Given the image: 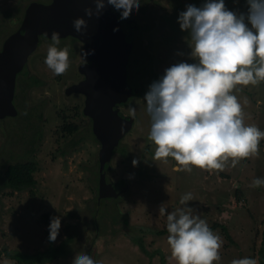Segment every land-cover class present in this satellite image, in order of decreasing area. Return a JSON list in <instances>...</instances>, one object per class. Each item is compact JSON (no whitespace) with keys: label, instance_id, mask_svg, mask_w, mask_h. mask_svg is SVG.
Wrapping results in <instances>:
<instances>
[{"label":"rangeland","instance_id":"rangeland-1","mask_svg":"<svg viewBox=\"0 0 264 264\" xmlns=\"http://www.w3.org/2000/svg\"><path fill=\"white\" fill-rule=\"evenodd\" d=\"M32 2L46 4L50 0H0V49ZM202 2L141 0L127 19L138 29L133 52L138 61L131 79L139 85L143 82L142 89H146L118 105L120 114L130 117L131 129L108 161L106 179L126 186L124 191L115 190L113 201L98 198L100 145L92 135L90 119L83 115L84 97L65 94L69 86L82 80L78 72V66L86 62L81 56L82 44H73L76 54L69 57L70 66L60 75L44 63L49 43L38 45L23 71L43 84L30 90L20 84L17 90L16 84L13 102L17 114L0 120L1 171L16 160L32 159L37 163L33 175L36 185L22 192L0 191V249L23 253L45 250L50 244V218L59 217L60 227L52 245L68 237L72 242L68 256L50 264H72L75 255L83 253L100 264H177L166 242V215L158 209L163 203L166 212L174 210L180 206V196L191 192L193 199L187 205L210 228L225 226L231 238H225L221 226L212 229L223 240L221 258L213 264H230L232 259L245 256L259 264L264 186L252 188L250 184L254 177H264V138L259 142L258 155L242 158L235 167L230 166L229 158L223 171L190 166V172L172 171L176 161L171 157L156 159V145L148 139L150 117L144 94L170 64L193 62L188 55L187 32L179 28L177 17L187 5L200 6ZM225 6L246 11L244 0H225ZM147 68L157 77L143 76ZM233 94L241 103L243 122L264 130V81L255 86L236 85ZM129 107L135 108V116L129 115ZM66 125L75 130L68 133L63 129ZM133 159L138 161L135 166ZM116 214L124 216L126 226L118 225L122 217L115 224L111 222ZM0 264L17 263L0 259Z\"/></svg>","mask_w":264,"mask_h":264},{"label":"clouds","instance_id":"clouds-1","mask_svg":"<svg viewBox=\"0 0 264 264\" xmlns=\"http://www.w3.org/2000/svg\"><path fill=\"white\" fill-rule=\"evenodd\" d=\"M246 11L230 10L225 0H203L200 6L189 4L178 14L179 28L187 32L193 62L184 60L166 67L144 94L150 117L148 139L156 148V159L173 158L172 171L202 169L223 171L226 162L235 167L242 158L258 155L264 130L245 124L242 106L233 94L236 85H257L264 81V0H244ZM141 0H93L85 7V16L98 15L105 7L119 14L118 22L134 14ZM76 32L86 27L84 18L72 20ZM116 30H113L115 35ZM44 63L55 75L70 66L69 46L61 44L53 31ZM86 53H81L83 57ZM236 91H239L237 88ZM135 116V108L129 107ZM132 165L138 161L133 159ZM264 186V177H254L250 187ZM191 192L180 196L179 207L166 212V242L177 264H213L220 260L223 240L186 202ZM60 218H50L47 240H56ZM72 264H100L88 254L75 255ZM230 264H257L252 257L232 259Z\"/></svg>","mask_w":264,"mask_h":264},{"label":"water","instance_id":"water-1","mask_svg":"<svg viewBox=\"0 0 264 264\" xmlns=\"http://www.w3.org/2000/svg\"><path fill=\"white\" fill-rule=\"evenodd\" d=\"M93 6V0H50L46 4L32 2L25 8L19 27L3 41L0 49V120L15 111L17 75L36 51L40 37L50 40L55 31L60 39L73 38L81 43L87 59L78 66L83 80L69 86L65 94L84 97L83 115L90 119L92 134L100 145L98 198L103 199L115 197L117 186L106 183L104 166L131 129L130 117L122 116L118 105L138 90L127 82L132 34L125 32L118 22L119 15L107 6L98 15L85 16L84 8ZM77 17L86 21L82 33L72 26V20ZM125 189L126 186L121 187L122 191Z\"/></svg>","mask_w":264,"mask_h":264},{"label":"trees","instance_id":"trees-1","mask_svg":"<svg viewBox=\"0 0 264 264\" xmlns=\"http://www.w3.org/2000/svg\"><path fill=\"white\" fill-rule=\"evenodd\" d=\"M123 28L125 30L126 33H131L133 36V50L130 53L129 56V62H128V66H127V82L128 84L132 87L137 89L138 88V92H142L146 89V87L144 89V83L142 82L141 85L138 84V82L136 81V79H131V72L133 70V68L136 66L137 64V59H135L133 57L134 55V42L137 40V35H138V29L137 27L131 23L130 25L127 23V21L122 22ZM135 39V41H134ZM68 40V43L65 44V41ZM45 41L47 43H50L51 40L46 39L44 37H40L39 38V44ZM61 41V47H63L64 45H68L69 46V57L72 58L75 54H76V48L74 47L75 43L78 42L77 40L73 39V38H65V39H60ZM38 44V45H39ZM74 44V45H73ZM2 46V44H1ZM24 70V69H23ZM21 71L17 77H18V82L17 84V90L19 88V85H22L25 89L30 90L33 87H37L42 85L43 83L41 81H39L35 76H31L29 75L26 71ZM144 73V74H143ZM145 73L148 74L147 79L150 76H154V73L151 72L150 69H146L145 71L142 72L143 76L145 75ZM155 78L157 76H154ZM139 78V76H138ZM143 78V77H142ZM138 79V80H142ZM137 92V94H138ZM139 92V93H140ZM134 94V95H137ZM17 114V112L14 113V116ZM13 116V114H12ZM11 116V117H12ZM64 130H66L68 133H72L75 130L74 126L71 125H66L63 127ZM92 132V131H91ZM93 135V134H92ZM94 137V136H93ZM95 138V137H94ZM77 145V142L74 143L73 147H75ZM119 151V146H117L114 152ZM105 171H107L108 169V163L105 164L104 166ZM37 171V163L32 160V159H24V160H16L13 163H10L9 165L6 166L5 170L2 172L0 169V191L4 190V189H10L14 192H22L25 191L27 189H31L33 187H35L36 185V181L34 179V173ZM115 197H110V198H103L100 199L101 201H113ZM119 217H122V224L118 223V225H125L127 224V220L124 218V216H120V214H116V216H112L111 217V222L113 224H115V222H118ZM221 225H214L213 227H211V229L220 227ZM221 232L223 233V235L225 236V238L228 241H231V238L228 234V231L226 230L225 226H221ZM264 235V232H263ZM72 242L71 238H66L65 240H63L60 244H58L57 246L52 245V243H50L48 245V247L43 250V251H35L33 253H23L20 251H15V250H7L6 248L0 249V259H6V260H10L13 261L17 264H50L54 261H57L59 259L62 258H66L70 252V244ZM261 251V255L259 258V264H264V236L262 239V249Z\"/></svg>","mask_w":264,"mask_h":264},{"label":"flooded vegetation","instance_id":"flooded-vegetation-1","mask_svg":"<svg viewBox=\"0 0 264 264\" xmlns=\"http://www.w3.org/2000/svg\"><path fill=\"white\" fill-rule=\"evenodd\" d=\"M126 21H127V22H130V20H126ZM86 62H87V59H86ZM86 62H85V63H86ZM82 80H83V76H82ZM79 82H80V81H79ZM79 82H78V83H79ZM76 84H77V83H76ZM73 85H74V84H73ZM121 115H122V114H121ZM122 116H123V115H122ZM105 180H106V183H112L110 180H107V179H106V171H105ZM116 185H117V186H116L115 190H116V191H117V190H120L121 187H122L121 184H119V183L117 182ZM116 191H115V192H116Z\"/></svg>","mask_w":264,"mask_h":264}]
</instances>
